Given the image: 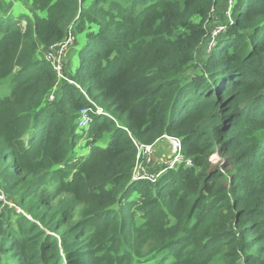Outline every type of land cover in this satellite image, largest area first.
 Wrapping results in <instances>:
<instances>
[{
	"label": "trees",
	"instance_id": "16d2710c",
	"mask_svg": "<svg viewBox=\"0 0 264 264\" xmlns=\"http://www.w3.org/2000/svg\"><path fill=\"white\" fill-rule=\"evenodd\" d=\"M17 1L0 0V193L22 212L0 199V264H264V0ZM71 29L81 65L60 75L44 52ZM164 136L191 165L132 181Z\"/></svg>",
	"mask_w": 264,
	"mask_h": 264
},
{
	"label": "built area",
	"instance_id": "2783aa9c",
	"mask_svg": "<svg viewBox=\"0 0 264 264\" xmlns=\"http://www.w3.org/2000/svg\"><path fill=\"white\" fill-rule=\"evenodd\" d=\"M229 3H232V0H228ZM223 30V27H218L214 31V35L218 34L219 31ZM76 41V34L73 29L69 30L66 38L60 42H57L53 45H51L49 48L46 49V59L50 61L57 72L61 75L62 73V65L64 60V55L67 51V49L73 45ZM50 99H53V96H50ZM94 112L93 108L87 107L83 108L81 110V114L78 120V127L79 129H86L89 127V125L93 121V116L91 113ZM104 110L102 108H96L94 114H104ZM93 114V115H94ZM162 139H167L171 143V150L174 155L173 162L169 163L168 169H173L177 164H181L182 162H186V165H191V160L187 159V161L184 160V157L182 155V141L179 138L170 137V136H164ZM155 145H141L138 147V155L135 167L133 169L132 173V181H140V180H150L151 182H156L157 179L162 175V173L152 174L147 171V164L151 162V158L153 155V152L155 151ZM169 160V161H171ZM175 163H177L175 165ZM0 199L4 202H7L5 194L2 192L0 193ZM9 205L12 206L11 202H9Z\"/></svg>",
	"mask_w": 264,
	"mask_h": 264
},
{
	"label": "rangeland",
	"instance_id": "374dc122",
	"mask_svg": "<svg viewBox=\"0 0 264 264\" xmlns=\"http://www.w3.org/2000/svg\"><path fill=\"white\" fill-rule=\"evenodd\" d=\"M20 4V3H19ZM21 5V4H20ZM227 13H230L229 9H226ZM20 12H25L23 10H20ZM75 32V29H74ZM76 34V41L73 45H71L65 55H64V60H63V65H62V71L63 69H65V71L69 72V73H75L77 71V69L80 67L81 65V56H80V52L83 49L82 46L84 44V42H86V39L84 38V34L83 33H77ZM215 42H209V44L207 43V46L204 48V50L201 52L200 55V60L204 61V57H205V53H210L211 49L214 47ZM45 56H46V51L44 52ZM4 93H8L7 89L4 90ZM10 93V91H9ZM113 105L110 104L108 109L112 110ZM121 118L123 120H127V115H122ZM111 139V134L110 133H106L104 138L102 140H100L99 142L95 143L94 146H99V147H106L109 143ZM80 149H79V156L82 155H87L91 152L92 146H89L86 144V141H83L80 145H79ZM174 155L171 151V156H169L168 159H166L165 161H163V156L158 154V150H156L155 147V151L153 152L152 158H151V162H149L147 164V171L149 173L152 174H158V173H162L164 174L167 171V168L169 167V163H172ZM171 160V161H169ZM177 163H175L176 165ZM179 166V164H177L175 166V168ZM6 196V195H5ZM7 199V197H6ZM14 201V200H13ZM11 201L12 206H14L19 212H22V209L16 205L15 201L13 202ZM4 202V201H3ZM10 202V201H9ZM4 204H8V200L7 202H4Z\"/></svg>",
	"mask_w": 264,
	"mask_h": 264
},
{
	"label": "crops",
	"instance_id": "0c3cea01",
	"mask_svg": "<svg viewBox=\"0 0 264 264\" xmlns=\"http://www.w3.org/2000/svg\"><path fill=\"white\" fill-rule=\"evenodd\" d=\"M17 7L24 8L23 0H19L15 2ZM21 5H20V4ZM156 150H158V154L163 156V161L169 158L171 156V147L170 143L167 139H161L156 143Z\"/></svg>",
	"mask_w": 264,
	"mask_h": 264
},
{
	"label": "water",
	"instance_id": "95a60500",
	"mask_svg": "<svg viewBox=\"0 0 264 264\" xmlns=\"http://www.w3.org/2000/svg\"><path fill=\"white\" fill-rule=\"evenodd\" d=\"M170 143V142H169ZM170 147H171V143H170ZM172 151V150H171Z\"/></svg>",
	"mask_w": 264,
	"mask_h": 264
}]
</instances>
